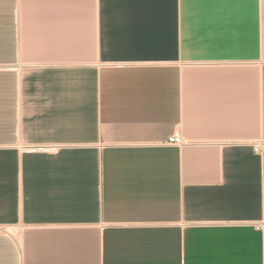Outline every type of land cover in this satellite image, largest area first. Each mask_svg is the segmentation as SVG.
Listing matches in <instances>:
<instances>
[{
    "label": "crops",
    "instance_id": "0c3cea01",
    "mask_svg": "<svg viewBox=\"0 0 264 264\" xmlns=\"http://www.w3.org/2000/svg\"><path fill=\"white\" fill-rule=\"evenodd\" d=\"M0 264H264V0H0Z\"/></svg>",
    "mask_w": 264,
    "mask_h": 264
},
{
    "label": "built area",
    "instance_id": "2783aa9c",
    "mask_svg": "<svg viewBox=\"0 0 264 264\" xmlns=\"http://www.w3.org/2000/svg\"><path fill=\"white\" fill-rule=\"evenodd\" d=\"M167 144H174V145H182L184 143L183 139L181 138L180 134L178 131H174L167 139L166 141ZM253 148L255 151L258 150L259 144L255 143L253 145ZM257 229L261 228L263 226V223H257L254 225Z\"/></svg>",
    "mask_w": 264,
    "mask_h": 264
},
{
    "label": "bare ground",
    "instance_id": "6f19581e",
    "mask_svg": "<svg viewBox=\"0 0 264 264\" xmlns=\"http://www.w3.org/2000/svg\"><path fill=\"white\" fill-rule=\"evenodd\" d=\"M14 229H16V228H14Z\"/></svg>",
    "mask_w": 264,
    "mask_h": 264
}]
</instances>
